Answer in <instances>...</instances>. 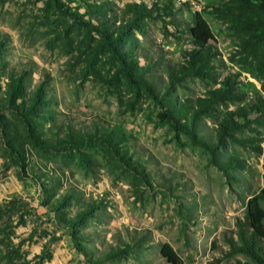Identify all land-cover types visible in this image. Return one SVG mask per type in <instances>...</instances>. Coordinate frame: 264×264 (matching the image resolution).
<instances>
[{"label": "rangeland", "instance_id": "obj_1", "mask_svg": "<svg viewBox=\"0 0 264 264\" xmlns=\"http://www.w3.org/2000/svg\"><path fill=\"white\" fill-rule=\"evenodd\" d=\"M129 4L155 13L133 18ZM220 5L0 0V264H168L164 244L184 264L252 263L229 241L264 189V113L236 140L216 137L227 111L264 100V76L235 56L237 36L212 14ZM197 14L215 36L214 80L173 85ZM227 77L246 99L199 121L209 154L175 132L170 103ZM230 157L245 168H227Z\"/></svg>", "mask_w": 264, "mask_h": 264}, {"label": "trees", "instance_id": "obj_2", "mask_svg": "<svg viewBox=\"0 0 264 264\" xmlns=\"http://www.w3.org/2000/svg\"><path fill=\"white\" fill-rule=\"evenodd\" d=\"M220 1V6L212 8V14L229 24L230 29L237 36L239 43L235 56H238L239 61L244 64H254L256 70L264 76V0ZM125 11L133 18L151 17L155 13L154 8L146 5L129 4ZM163 12L171 16L167 11ZM125 28L123 27L122 30ZM189 33L192 38V49L183 53L181 64L168 68L169 82L173 85L182 83L187 78L214 80L215 60L219 53L213 45L215 36L201 14L196 15L195 25ZM245 99L246 94L238 88L235 80L227 77L220 87L209 90L203 97L187 98L170 103L176 109V113L169 114L168 119L172 122L177 134L182 133L188 136L192 145L213 154L215 144H209L196 135L199 121L212 119L219 106ZM257 111L264 113V100L252 102L248 108L227 111L218 123L216 144L221 146L225 137L236 140L234 134L246 128L245 122L248 121V116ZM235 117H238L240 121H235ZM257 152L262 153V149L257 147ZM226 167L233 170L245 168L244 162L236 157H230ZM261 201H264V189L250 200L245 218L238 222L237 240L229 241L231 248L229 254H243L252 262L237 264H264V250L260 247L264 243V209ZM161 254L168 264H184L169 244L163 245Z\"/></svg>", "mask_w": 264, "mask_h": 264}]
</instances>
